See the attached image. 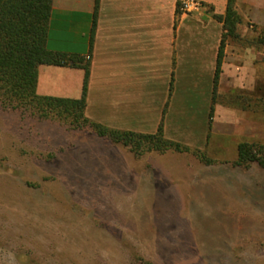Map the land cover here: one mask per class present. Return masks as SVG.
Wrapping results in <instances>:
<instances>
[{
	"label": "rangeland",
	"instance_id": "1",
	"mask_svg": "<svg viewBox=\"0 0 264 264\" xmlns=\"http://www.w3.org/2000/svg\"><path fill=\"white\" fill-rule=\"evenodd\" d=\"M240 141L136 155L0 107V264H264V169L234 164Z\"/></svg>",
	"mask_w": 264,
	"mask_h": 264
},
{
	"label": "crops",
	"instance_id": "2",
	"mask_svg": "<svg viewBox=\"0 0 264 264\" xmlns=\"http://www.w3.org/2000/svg\"><path fill=\"white\" fill-rule=\"evenodd\" d=\"M179 1L51 0L48 48L90 61L84 116L116 131L161 127L205 155L217 135L264 140V0H236L238 35L224 39L217 77L227 0L193 12ZM83 79L79 67L39 65L35 91L78 99Z\"/></svg>",
	"mask_w": 264,
	"mask_h": 264
},
{
	"label": "trees",
	"instance_id": "3",
	"mask_svg": "<svg viewBox=\"0 0 264 264\" xmlns=\"http://www.w3.org/2000/svg\"><path fill=\"white\" fill-rule=\"evenodd\" d=\"M97 1V0H96ZM236 0H227L222 22V41L218 53L216 77L219 73L221 49L226 37H236L240 16ZM51 0H0V107L9 110L30 111L38 117L59 118L73 128H89L99 137L128 147L134 154L147 151L174 150L188 152L189 148L163 137L161 127L153 134H141L108 129L84 116L89 78V58L67 55L50 50L47 46ZM39 65L79 67L84 70L82 94L78 99L39 96L36 82ZM209 163L204 153L193 151ZM257 163L264 169V143L242 141L237 145L234 164L247 168Z\"/></svg>",
	"mask_w": 264,
	"mask_h": 264
},
{
	"label": "built area",
	"instance_id": "4",
	"mask_svg": "<svg viewBox=\"0 0 264 264\" xmlns=\"http://www.w3.org/2000/svg\"><path fill=\"white\" fill-rule=\"evenodd\" d=\"M183 6H184L185 8H189V7H191V6H194V4H193V3H189V2H184V3H183Z\"/></svg>",
	"mask_w": 264,
	"mask_h": 264
}]
</instances>
